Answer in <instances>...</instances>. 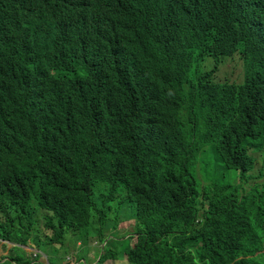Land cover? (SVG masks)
<instances>
[{
  "label": "trees",
  "instance_id": "1",
  "mask_svg": "<svg viewBox=\"0 0 264 264\" xmlns=\"http://www.w3.org/2000/svg\"><path fill=\"white\" fill-rule=\"evenodd\" d=\"M115 1L93 14L115 39L0 26V264L77 242L96 264H264V0H174L147 26L150 0ZM235 54L256 69L216 84Z\"/></svg>",
  "mask_w": 264,
  "mask_h": 264
},
{
  "label": "clouds",
  "instance_id": "2",
  "mask_svg": "<svg viewBox=\"0 0 264 264\" xmlns=\"http://www.w3.org/2000/svg\"><path fill=\"white\" fill-rule=\"evenodd\" d=\"M173 1L174 0H150V11L147 13L136 12V16H142L145 25L147 26L155 22L156 15L161 11L162 5L170 4ZM14 2L16 8L14 9L13 14L10 17L2 20V22L0 23L1 27L8 28L13 20H24L27 17H30L31 20L39 22L38 24H40L39 16H44L42 17V20H44L45 22L54 21L57 24L62 22L65 29H70L72 34H76L88 41L91 38H99L103 35L110 36L112 39H115L117 38L118 33L123 26V20L119 17L118 14H105L102 15L97 21L93 20V14L100 5L104 3H110L111 5L117 7V3L115 0H15ZM52 8L56 11V13H54V10ZM191 9L192 6H189L187 8V11H190ZM51 13L53 15H51ZM170 30L171 28L150 29V31L159 33H166ZM123 56L130 62L138 58L136 56H130L128 54H123ZM230 61H236L242 66V78L239 75L235 79L238 83H241L243 81L246 71L256 69L254 60H249V64L246 67V63L242 56L237 54L232 57L226 58L223 63L219 64L218 69H220L222 66L227 65ZM6 69H8V67L4 68L3 70ZM217 70H215L214 72H216ZM213 78L215 79L216 84L229 83L230 81V79L217 80L215 76ZM105 244L106 242L101 245L102 250L104 249ZM95 245L97 246V244ZM24 248H26L27 250L31 249L28 247ZM33 250H36L34 254L39 253L41 254V257H43V255L46 256V261L49 263L48 256L45 253L41 252L38 249ZM69 261L71 262L70 259ZM86 264L88 263L86 262Z\"/></svg>",
  "mask_w": 264,
  "mask_h": 264
},
{
  "label": "rangeland",
  "instance_id": "3",
  "mask_svg": "<svg viewBox=\"0 0 264 264\" xmlns=\"http://www.w3.org/2000/svg\"><path fill=\"white\" fill-rule=\"evenodd\" d=\"M215 67V66H214ZM213 64L211 66L207 67V71L211 70L214 68ZM243 76V69L242 66L236 62V61H230L227 65L222 66L220 69H218L215 73V78L217 80H221V79H230V80H234L236 79L238 76ZM263 153H252V156H254L255 159V166H254V170L253 172H257L259 167L261 166L262 163V157L260 155H263ZM261 181V180H259ZM133 221V220H132ZM112 229V228H111ZM119 230H125L128 232H132L133 230V225L131 221H122L119 226H118ZM120 234H123L122 231H119ZM127 233V232H125ZM135 240H133L132 242H134ZM4 242L0 241V244H2ZM97 244V243H95ZM92 244V249L88 248V246H86L85 243L82 242H77L75 243V245L70 244V246L68 247V251L66 250V248H63L61 251H59V255L55 254L53 257L56 258L55 262H57V264H86V262L88 264H96V262H94L93 256H95L96 254V250H94L96 248V245ZM9 248L12 247V244H8ZM98 246V245H97ZM29 252H34L36 250L33 249H28ZM69 254V255H67ZM81 257V259L79 261H76L77 258ZM120 257L125 258V256L123 254L120 255ZM99 258V257H98ZM69 259L71 260V262L69 261ZM40 261H43L44 263L47 264L46 261V256L43 255V257L40 258ZM54 262V263H55ZM50 264V262H49ZM104 264H113V261H107Z\"/></svg>",
  "mask_w": 264,
  "mask_h": 264
},
{
  "label": "water",
  "instance_id": "4",
  "mask_svg": "<svg viewBox=\"0 0 264 264\" xmlns=\"http://www.w3.org/2000/svg\"><path fill=\"white\" fill-rule=\"evenodd\" d=\"M1 241H3V240H1ZM3 242H5V241H3ZM8 244H12V245H14L13 243H8ZM47 264H49V263L47 262Z\"/></svg>",
  "mask_w": 264,
  "mask_h": 264
}]
</instances>
